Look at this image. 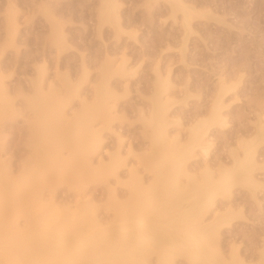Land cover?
Returning a JSON list of instances; mask_svg holds the SVG:
<instances>
[{
    "label": "rangeland",
    "instance_id": "1",
    "mask_svg": "<svg viewBox=\"0 0 264 264\" xmlns=\"http://www.w3.org/2000/svg\"><path fill=\"white\" fill-rule=\"evenodd\" d=\"M118 1L122 29L102 23V0H0V75L6 98L15 108L12 116L0 115V167L8 175L16 178L31 155L29 134L34 115L27 98L42 69L47 88L55 83L65 94L80 84L81 92L89 98L102 80L103 68L109 66L113 71L108 81L115 94L110 99L114 107L109 118L94 121L101 145L92 163L97 165L101 158L108 161L119 153L126 164L120 177L93 179L80 171V176L68 174L52 196L44 188L43 201L54 204L55 212L88 200L97 214L107 219L112 193L125 194L122 181L129 166L137 165L146 181L152 179V173L138 161L151 147L145 118L156 93L157 69L171 77L167 90L170 133L184 138L188 127L207 114L218 92L219 76L239 81L225 95L227 123L210 129L213 145L206 159L217 171L223 164H232L233 152L242 153V141L255 134L259 115L264 112V0H186L214 13L204 11L196 16L186 40L181 13L174 19L165 0ZM12 16L17 29L11 38ZM123 62L126 73L118 72ZM80 108L79 97H75L66 109L72 115ZM257 156L255 175L263 187L252 191L236 184L230 195L218 196L206 213L210 221L229 205L234 207L238 214L221 230V248L227 255L237 249L249 261L257 258L264 242V142L258 145ZM204 164L201 153L187 162L190 171L199 175ZM23 220V213L9 217L17 228ZM176 264L192 263L179 256Z\"/></svg>",
    "mask_w": 264,
    "mask_h": 264
},
{
    "label": "bare ground",
    "instance_id": "2",
    "mask_svg": "<svg viewBox=\"0 0 264 264\" xmlns=\"http://www.w3.org/2000/svg\"><path fill=\"white\" fill-rule=\"evenodd\" d=\"M165 1L174 19L181 13L184 40L193 31L196 16L204 11L214 14L186 0ZM99 15L102 23L122 29L118 0H102ZM16 29L17 20L12 16L11 38ZM126 68L123 62L118 72L126 73ZM112 73L109 66L103 68L102 80L89 98L81 92L80 84L65 94L55 83L47 88L45 70L40 71L27 98L34 115L29 134L31 155L16 178L0 167V264H176L179 256L192 264H264V242L254 261L237 249L229 255L222 250L220 232L238 214L232 205L210 221L206 217L216 198L230 195L234 185H245L252 191L263 187L255 170L259 164L257 148L264 142V112L259 115L255 134L242 141V153H232L231 165L223 164L217 171L206 159L213 145L210 129L228 121L225 95L239 82L232 77L219 76L218 92L207 114L188 127L184 138L170 133L171 98L167 90L171 77L157 69L156 93L145 118L151 147L138 161L152 173V179L146 181L137 165L129 166L122 181L125 194L112 193L110 197L109 218H101L88 200L56 212L54 204L43 201V189L52 196L68 174L80 176V171H86L93 179L120 177L126 160L119 153L108 161L101 158L97 165L92 163L101 145L94 121L109 118L114 107L110 99L115 94L108 81ZM75 97H79L81 108L70 115L66 108ZM14 112L0 75V115L12 116ZM196 153L205 160L200 175L187 166ZM18 213L24 214L20 228L9 221Z\"/></svg>",
    "mask_w": 264,
    "mask_h": 264
}]
</instances>
